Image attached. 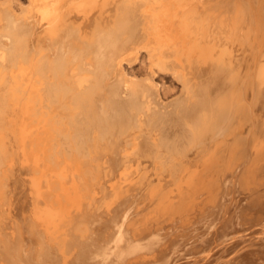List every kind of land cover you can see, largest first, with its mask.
Wrapping results in <instances>:
<instances>
[{
  "label": "bare ground",
  "instance_id": "obj_1",
  "mask_svg": "<svg viewBox=\"0 0 264 264\" xmlns=\"http://www.w3.org/2000/svg\"><path fill=\"white\" fill-rule=\"evenodd\" d=\"M22 5L0 0V264L264 257V0Z\"/></svg>",
  "mask_w": 264,
  "mask_h": 264
},
{
  "label": "rangeland",
  "instance_id": "obj_2",
  "mask_svg": "<svg viewBox=\"0 0 264 264\" xmlns=\"http://www.w3.org/2000/svg\"><path fill=\"white\" fill-rule=\"evenodd\" d=\"M12 3H13V5H14L15 7L18 6V5H20V6H18V8H19V7L23 6L22 4H24V6H25V5H28L29 0H12ZM137 63H138V62L135 63V67L138 68L139 65H137ZM179 94H180V93H179ZM177 95H178V94H177ZM177 95H176V96H177ZM202 195H203V194H201L200 197H202ZM199 204H200V202L198 203V205H199ZM178 221L181 222V219H179ZM195 223H197V224H195ZM195 223H194V224H195L194 226H195V227H196V226L198 227V226H199V223H198V222H195ZM200 226H201V225H200ZM203 228H205V225H204ZM188 229H190V228H188ZM167 230L170 231L171 229H167ZM175 230H176V231H177V230L179 231L180 228H178V229L175 228ZM203 230H204V229H203ZM198 231H199V230H196L195 232L197 233ZM193 233H194V232H193ZM206 233H208V232L206 231ZM179 237H180V238H177V240H175V242L180 241V240L183 239V238H186V236H184V235H183V236H179ZM194 239H195V237L193 236L192 238H190V239L188 240V242H191V241H193ZM259 257H260V256H258V258H259ZM261 258L264 259V257L261 256V257L259 258V261H261ZM257 260H258V259H257ZM259 261H254V262L252 261V262L255 263V264H257L256 262H258V264H260ZM263 261H264V260H263ZM263 261H262L261 263L264 264ZM252 262H250L249 264H253Z\"/></svg>",
  "mask_w": 264,
  "mask_h": 264
}]
</instances>
